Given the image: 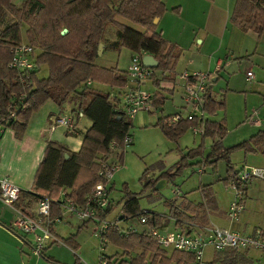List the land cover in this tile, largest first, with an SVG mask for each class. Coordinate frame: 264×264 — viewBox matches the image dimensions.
Wrapping results in <instances>:
<instances>
[{"label":"trees","instance_id":"16d2710c","mask_svg":"<svg viewBox=\"0 0 264 264\" xmlns=\"http://www.w3.org/2000/svg\"><path fill=\"white\" fill-rule=\"evenodd\" d=\"M165 9L162 0H23L20 5L14 4L12 0H0V126L10 128L17 139L22 138L31 114L47 100L58 106L74 100L78 111L91 121L90 127L82 135V143L77 152L70 151L58 142L47 141L32 187L28 191L21 190L17 205H22L26 197L56 199L62 190L69 191L68 195L75 204L83 205L91 188L102 180L98 171L102 163L108 160L109 154L116 152L117 157L122 159L123 138L129 134L131 122L118 106L115 97L92 89L86 82L99 79L110 83L111 87L125 85L126 71L101 68L94 63L101 42L115 49L125 46L141 57L144 54L152 55L158 61V66L152 68L153 73L155 69L171 71L178 53L175 46L163 38L157 29L158 25L153 23L154 18H159ZM117 17L136 23L145 30L139 31L127 26L116 20ZM229 22L243 32L262 34L264 0H235ZM22 23L27 25L25 37L28 44L39 50L37 64H44L48 68V75L42 78L37 77V70L27 73L26 82H21L18 72L8 66L12 58L11 49L22 42ZM110 25L115 28L116 39L112 41L105 34ZM64 29L67 31L62 33ZM152 78L157 83L155 74ZM156 102L153 100V104ZM24 105L26 107L21 110ZM223 108L224 99H217L209 88L203 102L206 115H214L218 109ZM13 109L17 112L16 117L8 119ZM171 117L160 116L156 122L170 140H177L187 128L198 124L204 127L202 142L206 137L212 138L207 155L200 145L190 149L183 158L201 156L203 162L209 164L220 159L229 160L231 149L222 144L226 132L224 121L198 117L171 122ZM112 142L118 144L114 149L111 148ZM236 147L246 153L264 155V128ZM170 175L164 171L157 177L147 178L145 172L141 181L144 187H155L160 179L169 178ZM200 191V203L187 201L179 205L168 201L166 205L169 213L149 211L148 223L163 226L172 218L177 227L186 226L185 229H190L191 225H208L209 213L216 209L217 204L210 185L201 186ZM139 197V193H125L122 197L125 215L136 216L142 212ZM54 208L52 213L56 214ZM112 208L113 203L104 214L111 212ZM106 237L108 242L127 250L126 253L141 249L131 261L132 264H141L146 256L149 264H188L193 259L190 254L180 251H174L169 256L144 234L129 232L126 236H120L118 230L112 228ZM71 239L62 238V242L76 251L78 245L71 242ZM75 256V264H82L79 257ZM45 258L54 262L49 257ZM215 259L222 264L250 263L244 255L234 251L217 253Z\"/></svg>","mask_w":264,"mask_h":264},{"label":"rangeland","instance_id":"374dc122","mask_svg":"<svg viewBox=\"0 0 264 264\" xmlns=\"http://www.w3.org/2000/svg\"><path fill=\"white\" fill-rule=\"evenodd\" d=\"M12 1L14 4L20 5L23 0ZM171 11H173L172 8ZM176 13H178V10ZM116 20L139 31L143 30L140 25L126 19L117 17ZM191 27L192 24L185 16L182 17L177 14L172 16L169 13L158 27L159 31L162 29L163 37L166 40L172 41L176 39L178 41L177 46L179 48L177 49V53L179 54L180 65L182 67L183 65L191 67L187 64H189L192 57H195L192 65L198 64V56L210 60V57L213 55L212 51L216 49L215 45H211L210 47L206 43H198V37H202L203 34L199 32L197 38L194 39L193 35L188 34ZM26 28L27 25L22 23V43H28L25 37ZM114 30V26L111 25L106 28V36H112L110 41L116 39L113 35ZM239 34L241 35L232 38V45L229 48L230 56L228 58H224L223 56L224 63L222 69L217 73L218 80L212 84V91L215 93L216 98L224 99V108L218 109L211 116L216 121H224L225 123L226 132L222 138V144L225 148L231 149L229 160L220 159L213 164H209L208 162H203L201 156L183 158L190 149L200 145L203 146L205 155H207L212 138L206 137L203 145L201 134H194L191 128H187L180 134L177 140H170L164 135L162 130L156 125L158 117L167 116L169 112L173 111L175 106L182 104L183 99L179 93L171 97V94L165 90L161 91L159 88L154 90V81H151L153 79L152 76L145 81L146 83H143L141 88L151 92L154 95V99L156 98L155 93H157L158 97L160 96V99L165 98L164 103L157 107V109L152 104L149 110H141L132 118L124 113L126 118L131 122L129 130L131 143L124 146L122 159L117 157L116 152H112L108 156V162L117 164L119 167L114 172L108 186L110 199L114 203L112 212L107 215V218L111 219L120 212L123 205L122 197L126 192L140 194L139 207L141 211L147 210L159 214H168L169 207L166 205V202L174 201L176 204L181 205L189 200L195 204L200 203L202 201L200 187L210 185L217 205L216 209L213 210L214 212L210 211L211 218L209 222L213 225L229 227V222L224 219V216L236 192L230 186L229 174L237 172L245 166L264 169L263 154L246 153L243 149L236 147L237 144L247 140L260 129L264 128V32L260 35H257L253 31L250 33L241 32ZM34 49L36 55H38L39 50L37 48ZM134 54L135 52L125 46L115 49L105 44L103 45L102 52L100 54L97 53L94 63L101 68H115L119 71H126ZM181 66L178 67L180 71ZM248 70L253 73L251 81H247L246 79L245 73ZM162 73L158 69H155V73H153L159 79L160 86L163 80L161 79ZM36 75L39 78L46 77L48 75L47 66L44 64L38 65ZM90 87L100 92L113 93L116 96L118 106L124 111L119 101V98L122 97L123 90H120L122 87H111L110 83L99 79L94 80ZM118 92H120V96ZM72 108L77 111V106L70 107V109ZM62 109L63 111L70 110L67 105H62ZM70 112L66 116L73 119L76 118L78 111L76 113ZM56 113L58 114V112ZM182 113L184 114V112ZM62 115L59 114V116ZM86 120H88L86 117L81 118L80 125L82 126L83 121ZM257 121L261 123L258 124ZM58 127H62L67 131L63 126ZM4 129L3 133L6 137V134L11 133V129ZM8 159L9 157L5 156L3 162L8 161ZM179 165H181L180 168ZM199 169H203V172L200 173ZM164 171L171 173L169 178H165L167 181L165 186L160 189H157L156 185L155 187H144L141 178L145 172L147 178L149 176L152 178ZM248 185L245 189L244 210H242L239 217V221L247 226L245 229H242L244 234H248V231L254 226H264V180L254 179L252 180V184ZM177 190L179 196L174 193ZM67 192L69 193L68 190ZM168 221L166 223H169ZM82 222L83 220L67 213L62 221L54 225V229L59 238H67L66 236L69 235L68 237L77 240L79 244L77 253L80 261L83 262L82 264H99L100 241L94 235V229L97 227V224L89 221L85 227H81ZM130 223L134 224L139 230L142 229L137 217L133 218ZM170 226L172 225L170 224ZM28 238L31 239V236H28ZM63 246L59 243H54L53 247L59 251V254L67 256L69 251ZM162 250L167 251L169 256L174 252L173 248ZM125 251L127 250L109 241L104 253L114 257L129 256L128 254L135 256L141 249L130 250L129 253ZM58 253L54 255L58 257ZM205 253L207 258L213 256V251L210 248H207ZM125 259H128V257ZM144 260H148V257L146 256ZM45 261L48 260L45 259ZM48 262L53 263L52 261ZM171 264L176 263L172 262Z\"/></svg>","mask_w":264,"mask_h":264},{"label":"built area","instance_id":"2783aa9c","mask_svg":"<svg viewBox=\"0 0 264 264\" xmlns=\"http://www.w3.org/2000/svg\"><path fill=\"white\" fill-rule=\"evenodd\" d=\"M34 50L30 44L22 42L11 49L12 58L8 66L18 72L21 82L27 81L25 77L27 73L35 72L38 69L37 55ZM152 76L153 69L145 66L142 63L141 56L135 53L126 69V82L120 88L123 91L122 97L119 98L123 112L130 118L141 110L151 108L154 95L143 90L140 85ZM246 76L247 80H251L253 73L248 70ZM180 78L183 80L185 113L177 112L173 114L170 121L177 122L180 119L191 120L198 117L206 118L203 102L211 85V74L208 72L183 71ZM86 83L89 85L91 80H87ZM118 94L120 96V92ZM110 95L116 98L113 93H110ZM25 107V105L22 106L21 110ZM16 114V110L13 109L7 117L8 119L15 118ZM82 115V112L77 113L78 117ZM5 122H8V120H5ZM257 123L261 122L257 121ZM58 126L71 129L74 126V119L66 115L55 116L52 118L49 129L53 131ZM191 129L194 134H202L204 131L201 124L193 126ZM129 143H131V136L127 134L123 138V144L126 146ZM117 146V143H111V148L114 149ZM118 167L119 165L107 161L102 163V167L98 171V175L102 177V180L91 188L83 205L75 204L66 190L61 192V195L56 199L38 198L34 206L17 205L22 189L7 178H0V199L12 206L15 211L12 222L13 232L20 233L23 236L22 240H26L25 238L31 236L32 252L37 256H42L48 245L62 243V239L54 231V225L62 221L65 214L70 213L83 221H91L97 224L94 235L100 241L99 264H126L138 255L136 253L135 256L128 254L129 256L114 257L104 253L108 244L106 235L112 228H116L120 236H126L129 232L144 234L154 240L160 249L173 248L174 251L190 254L193 259L188 264H222L221 261L215 259V254L231 251L244 255L250 260L248 264H264V232L260 229L256 230L254 234H243L217 225H191L190 229L180 227L168 229L166 226L149 224L147 218L149 211L147 210H143L136 216H127L121 209L111 219L107 218L110 212L104 214L105 210L109 209L112 204L108 186ZM229 175L230 186L236 192L234 199L228 206L226 215L230 220L238 221L243 210L246 186L253 178L264 179V169L244 167L238 174L230 173ZM53 207L58 209L56 214L52 213ZM135 217L142 226L140 230L130 223ZM207 248L213 251V256L209 258L206 257L205 253ZM251 252H256L257 256L251 257ZM126 257L128 259H125ZM141 264H149V262L144 260Z\"/></svg>","mask_w":264,"mask_h":264},{"label":"crops","instance_id":"0c3cea01","mask_svg":"<svg viewBox=\"0 0 264 264\" xmlns=\"http://www.w3.org/2000/svg\"><path fill=\"white\" fill-rule=\"evenodd\" d=\"M162 1L165 4L166 9L165 12L157 20L158 27L161 21L164 19V17L168 15V13L172 16H175L176 14L182 17L185 16L188 19V21H190V23L192 24V27L188 32V34L193 35L195 39L197 38L198 33L201 32L203 36L198 37V43L200 44L206 43V45L210 47L211 45H215L216 49L212 51L213 55L210 57V60H207V58L205 57L198 56V64L196 65H192L194 63L195 57L190 58L189 64L187 65H190L191 67H187L186 65H183L182 67L180 65V57L178 54L173 69L171 71H165V73L164 72L162 73L161 76V79H163L161 81L162 87L160 86L159 79L156 77V75H155V79H157V83H155L154 79H151V81H154L153 82L154 90H156V88H159L161 91L165 90L171 94L170 95L171 97H173V95L176 96L179 93L180 97L183 99V80L180 78V75L183 71H188V72L196 71V72H208L211 74L210 89L212 91L213 89L212 84L213 82H216L218 80L217 73H219V71L222 69V65L224 63L223 56L224 58H228V56H230L229 48L232 45V38L234 36H238V35L240 36L241 34L239 33L243 32L229 22V17L233 10L235 0H162ZM171 8L173 9V11H171ZM175 8L178 9V13H176L177 10L176 11L174 10ZM142 29H143L142 31L145 30L143 27ZM160 32L163 36L162 29L160 30ZM250 32L252 31H248L245 33H250ZM111 37L112 36L110 37L107 36V39L110 40ZM178 40L180 41L179 38ZM168 42L169 44L174 45L177 51V49L179 48V46H177L178 41L174 39ZM103 45L105 44L103 43ZM179 66L182 67L181 71L178 69ZM251 80H247V81H251ZM92 84L93 81H91L89 86H91ZM142 85L143 83L140 86ZM155 95L156 98L154 100H157L158 102H156L153 105L154 108L157 109V107L161 106V104L164 103L165 98L160 99L159 98L160 96L158 97L157 93H155ZM182 104H180V106H175L173 111L169 112L167 115H171V114L173 115L177 112H181V113L184 112L185 103L183 105ZM63 105H67L68 109H70V107L72 106H77V102L74 100H69L63 103ZM77 111L74 108L67 111H63L62 106H58L53 101L47 100L46 103L39 108V110L31 114V117L28 121L29 123L25 129L22 138L17 139L14 136V132L12 130H10L11 133L6 134L5 137V134L3 133L5 129L3 128L1 130L2 127H0V178H7L11 182L16 184L18 187H20L22 190L28 191L32 187L36 171L44 155L47 141L52 140L58 142L61 145L68 148L70 151L77 152L80 149L82 143L83 133L91 125V121L89 119L83 121L81 126L80 125L81 118H85V117L84 115L80 117L76 116V118H74V126L71 129H67V131H65L62 127H57L53 131L49 129L53 117L59 116V114L66 115L69 112L76 113ZM56 112H58V114ZM207 117L212 120H215L210 115H207ZM5 156H8L9 159L8 161L3 162ZM199 172L200 173L203 172V169H200ZM159 174H156L153 177H157ZM149 178L151 177L149 176ZM254 179L264 180L262 178H253L252 180ZM163 180H165V182L163 181V184L161 185L160 188H162L167 184L166 179L163 178ZM252 180L248 183L249 185L252 184ZM63 191L64 190L60 191V193ZM60 193L58 194V197L61 195ZM174 193L177 196H179L178 190L174 191ZM35 202H36L35 198L26 197L24 198L22 204L34 206ZM112 203H114L113 200ZM54 209L58 211L56 207ZM210 215L211 212L209 213V221L211 218ZM14 216H15V211L12 208V206L4 203L0 199V264H75L76 262L75 255L79 257L77 253L78 249L76 251H73L69 246H67L63 242L59 244L64 245L63 247H65L69 251V254L67 256H63L59 254L58 253L59 251L55 247H53L54 243L46 247V249L44 250V254L42 256H37L36 254H34L32 252V248H31L32 243L30 242V239L27 237L25 238L26 240H22L23 236L20 233L13 232L12 222ZM225 216L224 219L229 222L228 224L229 227H225V226H221V227H225L241 233L244 232L242 229L243 228L245 229L247 227L246 225H243V223H241L239 220L233 221L230 220L227 217V215ZM218 217L220 216L218 215ZM88 222L89 221H83L81 227H85ZM168 222L169 223H166V225L163 226H166L168 229L179 228L176 226L174 219L169 218ZM170 224L172 226H170ZM208 225H213V224L209 222ZM258 229L264 232V226L261 227L254 226L248 231L249 232L248 234H254ZM68 236L66 237L69 238ZM71 242L79 246L76 239L74 238L71 239ZM58 247H62V246H58ZM56 253H58V257L54 255ZM250 256L256 257L257 253L251 252ZM45 257H49L53 259L54 262L49 263L48 261L50 260L46 259ZM45 259L48 261H45Z\"/></svg>","mask_w":264,"mask_h":264},{"label":"water","instance_id":"95a60500","mask_svg":"<svg viewBox=\"0 0 264 264\" xmlns=\"http://www.w3.org/2000/svg\"><path fill=\"white\" fill-rule=\"evenodd\" d=\"M157 20L158 18H154L153 20V23L154 24H157ZM67 30L64 29L62 31V33H65ZM103 50V43H99L98 45V50H97V53L100 54ZM141 60H142V63L147 66V67H151V68H156L158 66V61L150 54H144L142 57H141ZM163 181L165 182V180L161 179L159 180L157 183H156V188H160L161 185L163 184Z\"/></svg>","mask_w":264,"mask_h":264}]
</instances>
